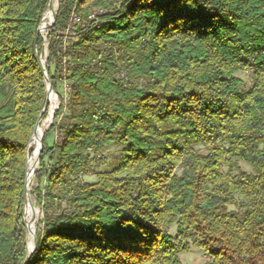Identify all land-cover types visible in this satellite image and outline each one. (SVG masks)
<instances>
[{
	"label": "trees",
	"instance_id": "trees-1",
	"mask_svg": "<svg viewBox=\"0 0 264 264\" xmlns=\"http://www.w3.org/2000/svg\"><path fill=\"white\" fill-rule=\"evenodd\" d=\"M49 2L0 0V264L28 256L45 41L61 104L31 193L43 220L27 264H182L190 245L204 264H264V0H58L36 47ZM112 146L114 168L86 181Z\"/></svg>",
	"mask_w": 264,
	"mask_h": 264
},
{
	"label": "rangeland",
	"instance_id": "rangeland-1",
	"mask_svg": "<svg viewBox=\"0 0 264 264\" xmlns=\"http://www.w3.org/2000/svg\"><path fill=\"white\" fill-rule=\"evenodd\" d=\"M56 3L58 6L59 5L58 0ZM42 35L47 37L46 29H45V33L41 34V36ZM46 52H47V50H46ZM47 54H48V52H47ZM239 77L242 78L244 81H246L248 84L251 82V75L249 73H241V74H239ZM59 91H60V95L64 99L67 100V98H68V87H67V85L66 84L61 85ZM57 97H58V95H57ZM58 101L60 102L59 97H58ZM48 117H49V113H48V116L43 120H46ZM56 141H57V135L54 134L49 139V145L53 146ZM31 151H33V149L30 145V152H29L30 155L28 154V158L30 156V159L32 158V154H31L32 152ZM119 151H120V149L116 146L109 147L103 155L105 160L102 163L96 165L94 167V173L89 175V176H86L85 180L89 181V182H95L97 180V174H99L101 172L111 171L115 166V163H114L115 160L114 159L117 156V154L119 153ZM28 162H29V159H28ZM240 167H241V169H243L247 172H252V168L248 164L240 163ZM38 170H39V167H38L37 171ZM37 186H38V183L36 180V173H35L34 179H32V183L30 185L31 193H32L33 189L37 188ZM31 196H32V194H31ZM32 200H33V204H34L35 208L38 211V215L36 217V225H35L37 232H38L39 228H41L40 222L43 220V216H42L40 208L37 206L36 201L33 197H32ZM169 233L175 237L177 234V226L176 225L171 226L169 228ZM180 258H181L182 264H204L207 261H209V257L205 254V252L203 250L196 248V247H193L191 245H190V248L187 252H184L181 254Z\"/></svg>",
	"mask_w": 264,
	"mask_h": 264
},
{
	"label": "water",
	"instance_id": "water-1",
	"mask_svg": "<svg viewBox=\"0 0 264 264\" xmlns=\"http://www.w3.org/2000/svg\"><path fill=\"white\" fill-rule=\"evenodd\" d=\"M50 11L53 13V21L50 25V28L53 27V25L55 24L56 22V19H57V16H58V12H59V5L57 6V9L54 8V3H53V0H50L49 2V5H48V10L47 12ZM46 12V13H47ZM41 27V25H40ZM40 27L38 29V32H37V37H36V47L38 45V35L40 34ZM48 45L49 43L47 41H45V51H44V54H41L39 52V50L37 49V56H38V59H39V63H40V66H41V69H42V72L44 73V76H45V79H46V83H47V100H46V104H45V107L38 119V123H37V126L35 128V131H34V134H33V137L32 139L35 137L36 133H37V130L40 126V123L42 122L43 120V115L45 114V112L50 108L49 106V97H50V94L51 93H54V89H53V85H52V82H51V79L49 78L48 76V72L46 70V63H47V60H48ZM47 50V52H46ZM60 102L58 104V108L56 110V112L59 110L60 108ZM55 112V113H56ZM55 113L52 117V121L47 129V131L50 129V127L53 125V121H54V116H55ZM46 131V132H47ZM44 139V138H43ZM43 139L41 140L40 142V148H39V156H38V162L37 164L39 163L40 164V159H41V152H42V149H43ZM29 170H28V166H27V172H26V185H25V194H26V203H25V210H24V217H25V221H26V226H27V230L29 231V225L30 223L33 221H36V215L32 216L31 218V222H28V220L26 219V207L28 205V203L30 202V204L32 205V209L33 211H37V209L35 208L34 204H33V200H32V196H31V188H30V185L32 183V179L34 178L35 174H34V169H33V174L32 176H30L29 174ZM34 248L32 250H29L28 248V256L24 262V264H27L30 260V258L32 257V255L36 252L37 250V247H38V243H37V238H36V234H35V239H34Z\"/></svg>",
	"mask_w": 264,
	"mask_h": 264
},
{
	"label": "bare ground",
	"instance_id": "bare-ground-1",
	"mask_svg": "<svg viewBox=\"0 0 264 264\" xmlns=\"http://www.w3.org/2000/svg\"><path fill=\"white\" fill-rule=\"evenodd\" d=\"M57 0H53L54 3V8L57 9ZM48 10V9H47ZM53 20V13L48 11L45 15L44 18L42 20L41 23V27H40V34L45 33V29L47 28L48 24ZM44 39H47V37H45L44 35H42ZM57 95L55 93H51L50 97H49V106H50V110H49V117L46 120H42V122L40 123V126L37 130V133L35 135V137L32 140L31 143V147L33 149V151H31L33 154L32 158L30 159L29 156V162H28V170H29V174L30 176H32L33 174V169H34V174L36 173L38 167H39V163L38 162V156H39V148H40V142L41 140L44 138V135L52 121V117L54 115V113L56 112V108H58L57 106ZM59 104V101H58ZM30 155V154H29ZM34 179V178H33ZM38 215V211H33L32 209V205L30 204V202L28 203L27 207H26V219L28 220V222H31V218L32 216ZM36 225V221H32L29 225V231H28V248L29 250H32L34 248V239H35V234L37 232V229L35 227Z\"/></svg>",
	"mask_w": 264,
	"mask_h": 264
},
{
	"label": "built area",
	"instance_id": "built-area-1",
	"mask_svg": "<svg viewBox=\"0 0 264 264\" xmlns=\"http://www.w3.org/2000/svg\"><path fill=\"white\" fill-rule=\"evenodd\" d=\"M103 12H104V10L95 11V12L91 13L87 19H82L78 16H74L73 22L75 24H81L82 26H84L88 21H94L96 19L97 15H99V13H103Z\"/></svg>",
	"mask_w": 264,
	"mask_h": 264
}]
</instances>
